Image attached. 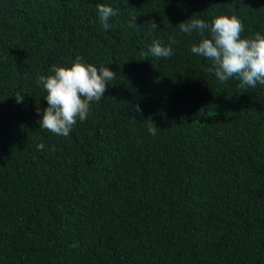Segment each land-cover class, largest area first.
Returning a JSON list of instances; mask_svg holds the SVG:
<instances>
[{
  "label": "trees",
  "instance_id": "1",
  "mask_svg": "<svg viewBox=\"0 0 264 264\" xmlns=\"http://www.w3.org/2000/svg\"><path fill=\"white\" fill-rule=\"evenodd\" d=\"M223 15L264 35V0H0V264H264V85L178 27ZM77 57L116 76L62 137L37 78Z\"/></svg>",
  "mask_w": 264,
  "mask_h": 264
},
{
  "label": "clouds",
  "instance_id": "2",
  "mask_svg": "<svg viewBox=\"0 0 264 264\" xmlns=\"http://www.w3.org/2000/svg\"><path fill=\"white\" fill-rule=\"evenodd\" d=\"M98 18L105 30L112 27L110 20L118 15L112 7L97 5ZM153 29L158 25L150 22ZM180 32L191 36L193 32L204 37L198 44L191 46V52L196 56L207 58L214 62L215 76L220 82L231 78L240 81V87L255 88L257 84L264 85V35L257 33L252 38H241L244 31L243 22L236 16H218L211 23L195 16L178 25ZM170 44L164 46L155 41L150 47L153 57L168 59L174 55L172 44L174 37H169ZM81 57L71 67L53 66L52 75H41L37 85L47 92L48 107L43 112L40 128L53 134L66 137L77 122H84L90 115L91 105L98 103L108 90L109 83L116 73L108 67L97 68L91 64L81 63ZM17 102H22L23 96L17 94ZM139 112V105L136 106ZM151 135H156L157 127H149ZM40 144L38 148L44 149Z\"/></svg>",
  "mask_w": 264,
  "mask_h": 264
}]
</instances>
